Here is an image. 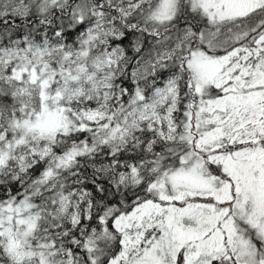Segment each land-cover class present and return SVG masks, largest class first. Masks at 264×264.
<instances>
[{"label": "snow or ice", "instance_id": "obj_1", "mask_svg": "<svg viewBox=\"0 0 264 264\" xmlns=\"http://www.w3.org/2000/svg\"><path fill=\"white\" fill-rule=\"evenodd\" d=\"M0 264H264V0H0Z\"/></svg>", "mask_w": 264, "mask_h": 264}]
</instances>
